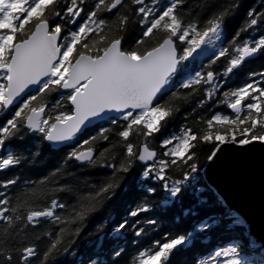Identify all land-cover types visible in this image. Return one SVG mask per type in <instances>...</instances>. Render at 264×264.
Masks as SVG:
<instances>
[{
  "label": "snow or ice",
  "instance_id": "6c2138e0",
  "mask_svg": "<svg viewBox=\"0 0 264 264\" xmlns=\"http://www.w3.org/2000/svg\"><path fill=\"white\" fill-rule=\"evenodd\" d=\"M86 3L87 0H0V113L15 107L12 117L0 125V149L6 141L17 137L25 129L29 133L40 135L46 142H69L88 124L94 120H103L105 117L113 124L118 121L126 122L121 125L118 132V136L124 141H129L134 126L137 128L142 126L138 135L152 137L161 131L165 126L163 122L172 115L171 110L159 102L160 97L168 92L177 96L179 93L173 89H190L203 83L209 86L206 94L208 99H212L234 69H237L246 58L264 49V38L254 42L245 40L240 45H235L233 41L235 45L233 54L222 43L224 13L209 19L207 26L202 28H198L196 24L184 26L176 11L178 0H170L169 4L163 5L162 11L155 7L157 0H151L153 6L146 4V0H131L132 6H139L135 8L129 7L128 0H95L93 10L85 12ZM125 8L128 11L120 17L118 31H124L129 21V13L135 11L140 24L144 26L142 38L137 45L145 42L143 38L152 37L154 30L166 33L162 42H157V45L150 49L138 51L124 50L122 36L108 39L104 35V29L110 21L108 18H102L101 14L113 13V10H116L114 15L119 16L120 11ZM249 16L251 18L244 30L258 24V17L251 12ZM57 18L63 23L57 22ZM68 25H76L75 30L68 29ZM177 42L184 46L178 49ZM218 44L220 47L216 51ZM206 48L213 50L208 70L205 72L204 65H201L190 78L177 82L180 66L184 62L195 61ZM222 57H229L227 67L222 73H215L211 69V64H215ZM220 75L225 77L224 81L219 80ZM260 75L264 76V73ZM33 87L36 89L35 93L31 91ZM53 91L59 92L60 95L49 107L47 101ZM223 96L235 116L233 118L229 115L214 114L207 121L208 129H212L214 124L239 127L248 122L250 127L243 129L241 132L243 138L239 140L235 134L229 139L226 135L217 133L214 137L218 142L217 148L207 156L209 161L217 156L219 146L224 144L241 146H248L254 142L264 144V134L257 135L253 131L258 123L264 128V118L257 121L252 115L264 113L262 99L264 87L256 82H250L236 90L225 91ZM249 98L252 102L244 105L243 102ZM60 101L65 103L61 104ZM206 102L201 101L200 105L203 106ZM245 108L246 114L242 118L241 113ZM57 109H60L58 114ZM108 131L102 128L97 135L108 141L109 137L106 135ZM200 138L205 142L213 139L211 132ZM93 139L96 137L83 140L70 152L68 158H74L81 163H93V149L89 147L87 150H80ZM197 139V134L188 129H184L181 136L164 137L160 143L165 149L163 156L170 157L169 160L157 159V153L150 151L147 145L137 154L134 152L133 144L129 142L126 145V154L121 155L119 161L113 156L112 159L116 162L107 166L114 172L127 173L135 160H139L146 165L141 172L142 179L153 182L165 181L161 187L171 197L176 198L182 191L181 185L196 178L193 174L198 172V166L195 162L189 164L188 161L194 160L195 153L190 154V149L194 147L191 142ZM178 160L183 161L188 170L183 173L182 179L169 184L165 172L172 165H177ZM148 161L153 163L147 165ZM19 163L18 156L8 153L0 157V170ZM13 183H16V178L0 182V185L7 186ZM112 187V184H108L101 192H108ZM146 191L154 193L155 189L149 187ZM8 202L7 199L0 200V222H4L12 233H16L13 221L19 220L20 217L6 215L9 211L14 214L17 212L16 208L10 210L7 207ZM56 208L63 209L65 205L53 200L51 209L29 211L27 221L33 225L39 223L38 218L41 217L59 221L61 218L54 216L52 210ZM150 210L146 204L140 203L129 215L137 217ZM189 214L187 211L184 213L185 216ZM83 216V211H80L70 222L76 223V220L83 219ZM227 216H232V220L225 225V232L244 223L240 217L232 213L209 216L194 230H185L184 234H179L162 244L157 242L158 247L151 254L147 250L140 252L139 264H168L174 250H181L178 246H186L197 234L210 226H220ZM147 223L154 225L157 221L150 219ZM127 225L128 221L123 220L113 231L119 233ZM142 231V229L135 231V235L139 237ZM60 244L61 239H55L49 251L55 250ZM240 244V241H233L231 246H221L219 250L209 253L210 259L201 260V264H247V261L241 258ZM250 246L256 248L259 245L253 239ZM34 255L36 252L33 247L24 248L20 258L22 264H28L29 258ZM12 259L11 255L7 256L8 261Z\"/></svg>",
  "mask_w": 264,
  "mask_h": 264
},
{
  "label": "trees",
  "instance_id": "16d2710c",
  "mask_svg": "<svg viewBox=\"0 0 264 264\" xmlns=\"http://www.w3.org/2000/svg\"><path fill=\"white\" fill-rule=\"evenodd\" d=\"M169 3L170 0H162L161 11L163 5ZM127 11L125 8L120 11L119 16L111 15L110 23L104 29V35L108 39L122 36L124 50L138 51L150 49L156 46L157 42H162L166 33L154 30L152 37L143 38L145 42L137 45L142 38L144 26L140 24L135 11L129 13V21L124 31H118L119 19ZM176 11L184 26L196 24L198 28L207 26L209 19L224 13L222 43L233 54L235 45H240L245 40L254 42L264 38V0H182V2L178 0ZM250 12L259 18L258 24L244 30L251 18ZM94 38L99 40L98 37ZM177 45L178 49L184 46L179 42ZM217 47L219 50L220 44ZM211 56L212 54H209L200 60L197 57L191 63L184 62L176 81L190 78L201 65H204L206 72ZM228 59L229 57H222L215 64H211V69L215 73H222L227 67ZM261 73H264V49H261L255 58L234 69L212 99H208L206 94L209 86L203 83L190 89H173L179 93L177 96H173L171 92L166 93L159 98V102L169 108L172 115L163 122L165 126L161 131L152 137L138 135L142 126L140 128L134 126L129 141H124L118 136V132L121 125L126 122L118 121L113 124L108 119L88 129L77 137L72 145L59 150L52 149L40 135L29 133L26 129L17 137L6 141L0 149V157L12 153L20 158V163L7 171L0 170V182L16 178V183L0 185V200L7 199L9 201L7 207L10 210L17 209L15 214L9 211L7 215L19 216L20 219L13 221L16 233H12L4 222L0 223V264H22L20 258L26 247H33L36 252V258H30L28 264H138L140 252L147 250L151 254L158 247L157 242L162 244L168 239L184 234L185 230H194L209 216H224L228 213L237 216L225 206L221 197L207 183L202 169L208 162L207 156L217 148L218 142L214 139L217 133L226 135L229 139L235 134L239 140L243 138L241 136L243 129L250 127V122L239 127L214 124L212 129H208L207 121L214 114L234 118L235 115L228 108L223 93L236 90L250 82H256L264 87V76L260 75ZM219 80L224 81L225 77L220 75ZM59 94L57 91L51 93L47 101L49 107L57 100ZM201 101L207 102L201 106ZM250 102L251 98L243 103L246 105ZM68 107L70 108V105ZM56 111L58 114L60 109ZM245 114L246 108L241 113L242 118ZM252 115L257 121L264 118V113ZM11 117L12 115L5 114L3 116L5 121H0V125ZM102 128L109 130L106 133L108 141L97 135ZM184 129L198 136L196 141L191 142L194 147L190 149V154L195 153L194 160L188 161L189 164L193 162L197 164L198 172L193 174L195 180L181 185L182 191L176 198L171 197L161 187L165 181L153 182L142 179L141 172L146 166L139 160H135L127 173L114 172L107 166L109 163L119 161L121 155L126 154V145L129 142L133 144L134 152L137 154L141 146L146 144L158 151V159L169 160L170 157L163 156L165 149L160 141L166 136H181ZM253 131L257 135L264 134V128H261L259 123ZM208 132H211L213 139L205 142L200 137ZM251 134L250 132L249 135ZM90 137L96 139L90 140V143L80 150L91 147L96 154L94 162L81 165L74 158L69 159L70 152ZM113 156L116 161H113ZM187 170V165L178 160L177 165H172L166 170V181L171 184L174 180L182 179L183 173ZM108 184H112L113 187L108 192H101ZM149 187L154 188L155 192L148 193L146 189ZM53 200L65 205L63 209H52L54 216L61 218L59 221L44 218L35 225L28 223L29 211L51 209ZM140 203L146 204L151 210L137 217L130 216V211L136 209ZM80 211L84 213L83 219L71 223L70 221L75 219ZM186 211L190 213L187 216L184 215ZM150 219L156 220L157 223L148 224L147 221ZM123 220L128 221L127 227L119 233L114 232L113 229ZM231 220L232 216H227L220 226H210L197 234L190 245L178 246L181 250H174L168 264H201V260L208 257L210 252L219 250L221 246L231 245L233 241L241 242L242 258L253 264H264L261 247L250 246L253 238L248 234V228L244 223L225 232V225ZM209 223L211 224V221ZM141 229L143 231L137 237L135 231ZM102 235L104 239L101 250H96ZM57 238L61 239V244L55 250L49 251ZM94 250L102 253L96 256L92 253ZM116 252L120 254L116 255ZM8 255L13 257L11 261L7 260Z\"/></svg>",
  "mask_w": 264,
  "mask_h": 264
},
{
  "label": "water",
  "instance_id": "95a60500",
  "mask_svg": "<svg viewBox=\"0 0 264 264\" xmlns=\"http://www.w3.org/2000/svg\"><path fill=\"white\" fill-rule=\"evenodd\" d=\"M256 55L246 58L245 61L256 57ZM35 90V87L31 89L32 92ZM108 119L105 117L103 120H94L77 136ZM73 141L48 143L53 149L58 150L70 145ZM145 145L141 146V150ZM148 148L157 153L158 159V151L149 146ZM95 155L94 152V159ZM79 163L84 165L88 162ZM140 163L145 165L143 162ZM152 163L153 161H148L147 165ZM202 173L207 183L221 197L225 206L235 212L248 225L249 235L260 244L261 250L264 252V144L254 142L248 146L239 144L219 146L217 156L211 161L208 160ZM42 218L44 217L38 219ZM103 237L104 235L101 236V240ZM191 243L192 241L188 245Z\"/></svg>",
  "mask_w": 264,
  "mask_h": 264
},
{
  "label": "flooded vegetation",
  "instance_id": "af4514ba",
  "mask_svg": "<svg viewBox=\"0 0 264 264\" xmlns=\"http://www.w3.org/2000/svg\"><path fill=\"white\" fill-rule=\"evenodd\" d=\"M162 1V0H161ZM161 1L159 2V0H157V4L155 5V7H157V8H159V6H160V3H161ZM94 4H95V0H87V3L84 5V8H85V12H87V11H90V10H93V6H94ZM128 4H129V7H133V8H135V7H139V6H132L131 5V0H128ZM146 4H148L149 6L150 5H152L151 4V0H146ZM163 4V3H162ZM153 6V5H152ZM66 7V6H65ZM160 9V8H159ZM161 10V9H160ZM114 13H116V10H113V13H107V12H104V13H102L101 14V16H102V18H108V20H109V18H112L111 17V15H114ZM121 13V12H120ZM159 14V13H158ZM83 15V14H82ZM150 19H151V17H150ZM57 22H61V23H63L62 21H60L59 20V18H57ZM67 28L68 29H72V30H75V28H76V25H68L67 26ZM14 112V110H12L10 113H8V112H5V113H2V114H0V121H5L4 119H3V116L6 114L7 116H11L12 115V113ZM10 169V168H9ZM8 169V170H9ZM1 223V222H0ZM96 249V248H95ZM92 253L94 254V255H98L99 253H102V251H96V250H94V251H92ZM95 256V257H96ZM32 259H34V258H36V255H34L33 257H31ZM30 259V258H29ZM95 258H93V260H94Z\"/></svg>",
  "mask_w": 264,
  "mask_h": 264
},
{
  "label": "rangeland",
  "instance_id": "374dc122",
  "mask_svg": "<svg viewBox=\"0 0 264 264\" xmlns=\"http://www.w3.org/2000/svg\"><path fill=\"white\" fill-rule=\"evenodd\" d=\"M161 0H159V2H160ZM150 6H152V5H150ZM159 8H160V6H159ZM218 50V47H217V49H216V51ZM213 53V50L211 49V48H206V49H204V51H203V53L201 54V55H199L198 56V58H199V60L200 59H202L204 56H207V55H209V54H212ZM238 216V215H237ZM244 221V220H243ZM244 224H245V226L248 228V225L244 222ZM252 237V236H251ZM253 238V237H252ZM254 239V238H253ZM258 245H260L259 243H257ZM228 246H231V245H226L225 247H228ZM264 254V253H263ZM241 258H242V256H241ZM204 259H210V256H208V257H205ZM221 259H223V258H221ZM242 259H244V258H242ZM247 261V260H246ZM247 264H253V263H251V262H249V261H247Z\"/></svg>",
  "mask_w": 264,
  "mask_h": 264
}]
</instances>
